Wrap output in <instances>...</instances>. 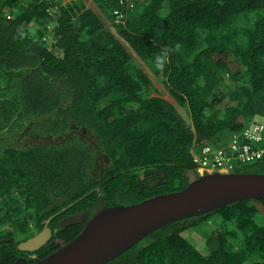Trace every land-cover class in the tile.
I'll return each instance as SVG.
<instances>
[{"label":"trees","instance_id":"trees-1","mask_svg":"<svg viewBox=\"0 0 264 264\" xmlns=\"http://www.w3.org/2000/svg\"><path fill=\"white\" fill-rule=\"evenodd\" d=\"M259 116L264 0H0V264L69 242L84 224L62 218L100 196L183 189L195 142L224 146ZM75 129L86 136L28 141ZM234 171L264 173V154ZM51 216L52 238L21 250ZM102 264H264V198L173 221Z\"/></svg>","mask_w":264,"mask_h":264},{"label":"water","instance_id":"water-1","mask_svg":"<svg viewBox=\"0 0 264 264\" xmlns=\"http://www.w3.org/2000/svg\"><path fill=\"white\" fill-rule=\"evenodd\" d=\"M74 133L85 135L86 129L72 130L65 137L59 136L57 139L29 138L28 141L59 143ZM98 154L102 158L100 149ZM100 189L101 185L98 186ZM253 197L264 198V173H208L194 179L183 189L128 205L106 206L100 196L94 210L86 209L61 222L63 227L83 223L82 231L46 257L36 258L33 264H102L173 221L210 213L231 202ZM51 219L52 216L46 219L44 228L22 241L18 247L35 251L45 245L53 233L48 226ZM15 264H28V260L23 257Z\"/></svg>","mask_w":264,"mask_h":264},{"label":"built area","instance_id":"built-area-1","mask_svg":"<svg viewBox=\"0 0 264 264\" xmlns=\"http://www.w3.org/2000/svg\"><path fill=\"white\" fill-rule=\"evenodd\" d=\"M263 141L264 122L254 119L241 133H232L224 146L195 142L191 152L199 176L234 171L237 164L260 159L264 154Z\"/></svg>","mask_w":264,"mask_h":264},{"label":"rangeland","instance_id":"rangeland-1","mask_svg":"<svg viewBox=\"0 0 264 264\" xmlns=\"http://www.w3.org/2000/svg\"><path fill=\"white\" fill-rule=\"evenodd\" d=\"M65 1H70V0H65ZM111 28H112L113 30H115L113 27H111ZM146 69H147V67H146ZM148 70H149V69H148ZM154 81H156V79H154ZM156 82H157V81H156ZM157 85H158L162 90H165V89L163 88V86H161V84H160L159 82H157ZM164 96H165V98L169 99L171 102H174V103H175L174 99H173L168 93H164ZM179 109L182 111V108L179 107ZM182 112H183V111H182ZM257 119H259V121L262 120V121L264 122V118L261 117V116H259V118H257ZM239 133H241V131H240ZM228 137H229V135L227 136V138H228ZM190 236L193 237V241L197 244V246H198L199 249H201V250H202V248L204 249V247H202V245H201V244L204 242V240L202 239L201 232L196 231V230H192Z\"/></svg>","mask_w":264,"mask_h":264},{"label":"clouds","instance_id":"clouds-1","mask_svg":"<svg viewBox=\"0 0 264 264\" xmlns=\"http://www.w3.org/2000/svg\"><path fill=\"white\" fill-rule=\"evenodd\" d=\"M176 47L179 48V45H177ZM163 60H164V58H162L160 56L156 57V66L158 68H162L163 67Z\"/></svg>","mask_w":264,"mask_h":264},{"label":"bare ground","instance_id":"bare-ground-1","mask_svg":"<svg viewBox=\"0 0 264 264\" xmlns=\"http://www.w3.org/2000/svg\"><path fill=\"white\" fill-rule=\"evenodd\" d=\"M230 172H234V171H230ZM230 172H219V171H217V172H214V173H230ZM235 172H236V171H235ZM50 222H51V220H50ZM50 222H49V224H48L49 227H50ZM44 223H45V222H44ZM50 228H51V227H50ZM39 232H40V231H39ZM52 232H53V231H52ZM36 234H37V233H36ZM33 236H34V235H33ZM52 236H53V233H52ZM51 238H52V237H51ZM51 238H50V239H51ZM27 251H29V250H27ZM20 258H23V257H20ZM20 258H18V260H19ZM37 258H38V257H37ZM35 260H36V259H35ZM16 262H17V261H16ZM16 262H15V263H16ZM15 263H14V264H15Z\"/></svg>","mask_w":264,"mask_h":264},{"label":"flooded vegetation","instance_id":"flooded-vegetation-1","mask_svg":"<svg viewBox=\"0 0 264 264\" xmlns=\"http://www.w3.org/2000/svg\"><path fill=\"white\" fill-rule=\"evenodd\" d=\"M87 210H88V209H87ZM87 210H85V211H87ZM83 211H84V210H83ZM83 211H80V212H83ZM77 213H78V212H77ZM70 215H71V214H70ZM70 215L64 216V218H67V217H69ZM72 215H73V214H72ZM64 218H62L61 222H62V221L64 222V220H63ZM67 225H68V224H67ZM67 225H66V226H67ZM66 226H65V227H66ZM34 235H35V234H34ZM33 257H36V258H37V255H33ZM36 258H35V259H36Z\"/></svg>","mask_w":264,"mask_h":264}]
</instances>
